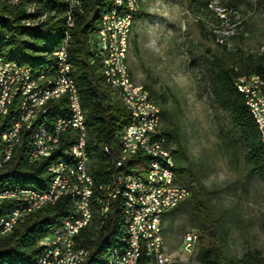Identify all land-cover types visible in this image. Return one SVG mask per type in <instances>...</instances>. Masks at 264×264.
I'll return each instance as SVG.
<instances>
[{
  "label": "trees",
  "instance_id": "obj_1",
  "mask_svg": "<svg viewBox=\"0 0 264 264\" xmlns=\"http://www.w3.org/2000/svg\"><path fill=\"white\" fill-rule=\"evenodd\" d=\"M203 1L187 0L188 8L197 4L207 8ZM113 3L114 0H81L80 8L72 12L73 25L69 28L66 23V0H20L17 5L11 4L9 0H0V56L5 60L31 67L52 65V52L61 45L66 33L69 35L67 50L72 65L71 77L86 114L88 173L95 184L93 219L76 237L78 248L88 253L81 264H107L110 253L123 248L126 238L121 199L111 201L104 215L102 206L96 203L104 197L99 187L109 185L117 172L114 163L119 154V134L129 120V114L120 100L104 86L100 64L93 54L94 33L102 16L114 7ZM213 64L216 74L213 97L220 108L230 113L233 122L246 137L245 159L250 166L248 177L259 176L264 180V147L245 107L243 95L235 87L236 80L242 76L264 77V55L232 57L231 62L227 63L224 54L220 53L214 56ZM145 89L154 98V92ZM153 100L161 108L155 98ZM62 105L61 102L53 103L50 115L59 112ZM160 110L162 122L164 111L162 108ZM161 126L168 145L177 149L174 159L177 182L186 186L185 171L180 161L185 152L177 140L176 127L169 121ZM4 128L0 124V133ZM27 139V133L24 132L23 141L15 149L11 160L0 168V189L30 188L44 191L49 187L52 180L48 171L50 159L29 163L27 153L30 146ZM104 148L108 149V154ZM147 162L146 156H134L129 161L131 173L143 175ZM14 205L11 201L4 202L0 206V218L7 216ZM71 212V200L63 196L55 204L27 214L11 233L0 234V264H36L42 254L40 241L57 230ZM170 213H187L195 227L208 238L214 237L213 224L197 191H193L191 198L180 203ZM196 260L198 264H264V255L245 254L242 259L229 260L217 250L205 246L197 252ZM147 261L142 253L138 264H147Z\"/></svg>",
  "mask_w": 264,
  "mask_h": 264
},
{
  "label": "rangeland",
  "instance_id": "obj_2",
  "mask_svg": "<svg viewBox=\"0 0 264 264\" xmlns=\"http://www.w3.org/2000/svg\"><path fill=\"white\" fill-rule=\"evenodd\" d=\"M203 2L207 8H188L187 0H147L127 53L133 82L154 92L164 111L161 125H175L189 198L199 193L213 224L210 239L187 213L165 214L161 237L173 264H198L197 252L205 246L229 260L264 255V180L248 177L245 134L213 97L215 55L223 53L227 63L264 55V0ZM190 230L200 240L184 259L176 253Z\"/></svg>",
  "mask_w": 264,
  "mask_h": 264
},
{
  "label": "bare ground",
  "instance_id": "obj_3",
  "mask_svg": "<svg viewBox=\"0 0 264 264\" xmlns=\"http://www.w3.org/2000/svg\"><path fill=\"white\" fill-rule=\"evenodd\" d=\"M19 1L9 0L13 5H17ZM146 2L147 0H114V7H112L110 12L102 16L95 31V33H98L101 43L92 42L93 54L100 64L104 86L111 91L112 95L117 96L129 114V120L120 132L123 133V137L119 140V154L115 163H124V157L132 159L136 155H143L148 158L144 170L145 173L143 175L134 174V179L131 181V189L129 182L132 173L129 164L124 166V170L115 171L116 174L109 185L99 187V190H103L104 197L103 199H98L96 203L102 206V215L106 214L109 210L111 201L120 198L123 206L122 222L126 229L123 248L111 250L112 252L107 264H121L123 259V264H138L140 248L132 246L131 231L133 228V215L142 211L143 207L146 227H139V236L146 238L143 253L148 259L147 264H173L164 250L158 212L164 218L165 214L171 211V205L167 202L166 197L170 195L169 172H171L172 167H175L176 150L173 146L168 145L167 142H161L160 131H162V126L161 124H154V122L161 123V110L147 91L135 85L127 64L132 26L141 7ZM72 4H74V8L70 10L69 23L68 8ZM80 6L81 0H66V23L69 28L73 25L72 12L79 9ZM131 10H133L131 18H128L126 16L127 12H131ZM68 39L69 35L66 33L61 45L52 52V65L31 67L7 61L3 56H0V59L5 60L6 66L31 72L29 74V82L37 83L42 78H47L49 71L50 75H57L59 60L56 56L59 55L61 58L60 79L61 82L66 83L69 87V90L52 92L43 97V91H50L52 90V85H56V76H49L48 83L43 84V87L33 86L26 93L24 101L10 104L9 109L5 111V118L0 122V124L5 126L0 133V168L11 160L15 149L23 141L22 136L24 132L27 133V140L30 146L27 160L31 164L35 159V147L32 145L31 140L44 142V148H60V152L49 153L42 158V160L50 159L48 171L52 175V180L47 190L3 188L0 189V192H34L37 195L49 196L55 189H61V192H57L51 197V201L40 199L36 204L17 211V219L22 220L14 221L6 231L0 232L1 235L11 233L14 227L21 223L27 214L38 211L47 205L55 204L60 197L73 193V190L76 191V195H83L85 193V183L88 185L87 197H82V207H86V220L78 222L70 230V244L61 245L60 252L49 256L46 264H64L66 254H70L68 264H81L86 259L88 253L78 248L76 237L82 228L91 223L94 215L92 211V197L95 184L88 173L89 155L87 151L86 114L77 86L71 77L72 65L67 50ZM237 80H241L240 88H248L250 81L253 80V86L259 87L260 93H264V77L262 76H242ZM235 87L243 95L245 107L256 126L260 143L264 147L263 112L256 111L251 104V102L257 101V93H249L245 96L244 91L238 89L237 83H235ZM16 89L17 81L6 83V89L5 83H0V109L8 108V101H3V96L13 97L16 94ZM71 95L73 96L74 107H76V113H74V119H72L74 130L63 128V122L68 120L69 114L72 111ZM60 102L63 105L55 115L43 113V111L51 110L53 103L57 104ZM42 113L43 122H36ZM17 120L22 121L18 125L14 141H10V136L17 125ZM126 128L132 131L133 144H131L130 130H126ZM75 130L79 131V150L81 154L79 174H81L82 178H71V171L68 168L70 165L71 167L77 166L79 160V151L75 149ZM45 132H56V135L55 137H46ZM124 144L131 145L124 149ZM7 149L8 155H5ZM104 152L106 154L109 153L107 148H104ZM154 157H164V161L155 163L153 161ZM53 170H56V173ZM67 179H69V184H64V180ZM114 188H117V190ZM147 188L150 189L149 193H147ZM68 197L72 203L70 218H78L81 212L80 200L76 196ZM2 204V198H0V206ZM60 227L69 228V216L61 222ZM55 231H58V229ZM44 240L45 238L40 243ZM45 256L46 249L42 247V254L36 264H41Z\"/></svg>",
  "mask_w": 264,
  "mask_h": 264
},
{
  "label": "built area",
  "instance_id": "obj_4",
  "mask_svg": "<svg viewBox=\"0 0 264 264\" xmlns=\"http://www.w3.org/2000/svg\"><path fill=\"white\" fill-rule=\"evenodd\" d=\"M11 1H17V0H11ZM74 8V4L70 5L69 10V23H70V10ZM131 12H127L128 18H131ZM92 42H100V37H98V33H94L93 41ZM59 60V68H57V75H50V71L48 73L47 78H42L37 83H30L29 82V74L31 72L24 71V70H17V68H13L11 66H6V62L4 59H0V83H5V89H6V83L9 81H17V89L16 94L13 97H4L3 101H8V108L7 109H0V122L5 118V111H7L10 107V104H15V102H22L25 99L26 93L29 92V90L33 86H42L45 83H48L49 76H56V85H52V90L50 91H43V97L47 96L48 94L56 91H62V90H69V87L66 83L61 82L60 79V67H61V58L59 55L56 56ZM240 81L236 80L238 89H242L244 91L245 96L249 93H257V101L251 102L252 106L255 108L256 111L263 112V119H264V93H260L259 87L253 86V80L250 81L248 88H240ZM72 98V111L69 114L68 120H65L63 122V128H70L74 130V127L72 126V119H74V113H76V107H74V101L73 96ZM43 113H51V110L49 111H43ZM43 113L40 115V117L36 120V122H43ZM26 118V117H24ZM22 120H17V125L14 127V130L12 131V134L10 136V141H14V136L16 133V130L18 129V125L21 124ZM154 124H161V123H155ZM60 129V128H59ZM126 130H130L131 135V144H133L132 141V131L129 128H126ZM76 131V142H75V149L79 151V160L78 165L73 167H68L71 171V178L73 177H80L82 178L81 174H79V167L80 165V150H79V131ZM46 137H55L56 132H45ZM161 135V142H167V139L165 135L163 134V131H160ZM121 137H123V133L119 134V140H121ZM32 145L35 147V159L33 160V163L42 160L44 156H47L49 153L54 152H60L59 149H48L44 148V142H36V140H31ZM131 144H124V149L127 146H130ZM5 155H8V149L5 153ZM5 160V159H4ZM130 157H124V163H115V170H124V166L129 164ZM155 163H159V161H164V157H154L153 160ZM54 173H56V170H53ZM170 174V195L166 197L167 202L171 205V210L176 208L180 203L187 200L190 195L191 191L188 187L180 185L177 182V176H176V170L175 167H172ZM134 179V174L130 175V182L129 186L131 189V181ZM64 184H69V179L64 180ZM117 190V188H114ZM61 192V189H55V191H52V193L49 194V196H42L37 195L34 192H21V193H7V192H0V198H2V203L6 201L14 202V208L11 210V212L3 217L0 218V232L6 231L9 225H12V223L16 220H22L17 219V211L26 208L27 206H31L36 204L40 201V199H48L51 201V197L57 193ZM150 192V189L147 188V193ZM88 193V185L85 183V193L83 195H76V191L73 190V193L66 194V196H76L80 200L81 204V212L80 216L78 218H70L69 215V228H62L59 227L58 231H54L51 234H49L44 241L39 243L40 247H43L46 249V256L41 264H46L49 256H53L56 252H60V246L61 245H69V232L72 230L78 222L82 220H86V207H82V197H87ZM116 200V199H114ZM145 204H146V198H145ZM159 222H160V228H162L163 223V216L159 214ZM139 227H146V219H144V207L142 208V211L139 213H136L133 215V228L131 231V238H132V246H137L140 248V255L143 253V246H145L146 238H141L139 236ZM200 240V236L197 232L190 230L183 234L182 236V246L179 250L177 256H183L184 259H188L196 246L198 245ZM70 254H66V261L64 264H68ZM124 259L121 261V264H123ZM166 261V257H165Z\"/></svg>",
  "mask_w": 264,
  "mask_h": 264
},
{
  "label": "crops",
  "instance_id": "obj_5",
  "mask_svg": "<svg viewBox=\"0 0 264 264\" xmlns=\"http://www.w3.org/2000/svg\"><path fill=\"white\" fill-rule=\"evenodd\" d=\"M164 219V218H163ZM163 224V223H162ZM162 240H163V238H162Z\"/></svg>",
  "mask_w": 264,
  "mask_h": 264
},
{
  "label": "clouds",
  "instance_id": "obj_6",
  "mask_svg": "<svg viewBox=\"0 0 264 264\" xmlns=\"http://www.w3.org/2000/svg\"><path fill=\"white\" fill-rule=\"evenodd\" d=\"M207 187V185H205Z\"/></svg>",
  "mask_w": 264,
  "mask_h": 264
}]
</instances>
